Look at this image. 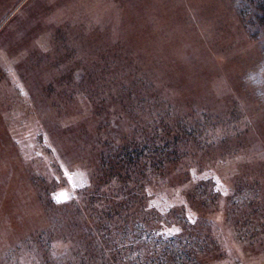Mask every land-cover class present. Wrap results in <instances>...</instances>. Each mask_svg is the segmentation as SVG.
Here are the masks:
<instances>
[{
	"label": "rangeland",
	"instance_id": "1",
	"mask_svg": "<svg viewBox=\"0 0 264 264\" xmlns=\"http://www.w3.org/2000/svg\"><path fill=\"white\" fill-rule=\"evenodd\" d=\"M0 264H264V0H0Z\"/></svg>",
	"mask_w": 264,
	"mask_h": 264
},
{
	"label": "snow or ice",
	"instance_id": "2",
	"mask_svg": "<svg viewBox=\"0 0 264 264\" xmlns=\"http://www.w3.org/2000/svg\"><path fill=\"white\" fill-rule=\"evenodd\" d=\"M70 197L68 196L67 193H61L59 196L56 197V200L58 203L64 202L65 200L69 199ZM176 231H179L178 229Z\"/></svg>",
	"mask_w": 264,
	"mask_h": 264
}]
</instances>
